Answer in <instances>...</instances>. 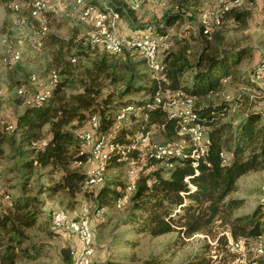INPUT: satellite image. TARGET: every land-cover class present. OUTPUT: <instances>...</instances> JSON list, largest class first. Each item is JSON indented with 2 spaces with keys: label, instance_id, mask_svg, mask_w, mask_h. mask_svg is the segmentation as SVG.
Returning a JSON list of instances; mask_svg holds the SVG:
<instances>
[{
  "label": "trees",
  "instance_id": "1",
  "mask_svg": "<svg viewBox=\"0 0 264 264\" xmlns=\"http://www.w3.org/2000/svg\"><path fill=\"white\" fill-rule=\"evenodd\" d=\"M0 1L6 6L11 0ZM170 1L175 8L166 11L162 22L154 25V31L160 35H165L166 28L174 23L197 19L190 20L196 0ZM232 1L224 2L220 22L222 18H229L244 27L251 14L250 8H239ZM262 6L264 9V2ZM26 8L25 4L20 6L25 23L38 29L39 20L31 17ZM44 12L47 19L50 10ZM43 34L39 35L40 43ZM48 35V44L57 46L52 69L57 81L50 87L47 98L24 104L11 127L19 144L28 146L24 166L45 167L47 172L55 174L46 187L48 191L74 196L81 189H87L83 184L86 171L78 165L87 158V151L81 147L72 127L86 121L89 114H95L96 132L109 133L108 140L117 145L106 151V164H121L128 158L144 157L141 158L144 170L134 178V188L126 197L128 212L123 218L134 231L151 235L175 231L178 236L185 237L200 231L214 238V247L220 246V249L228 247V237L225 233H212L216 220L218 224H226L232 240H241L246 247L253 237L264 232V202L232 215V209L239 206L243 198L228 196L237 188L239 175L264 167V109L249 105L236 115L230 110V100L211 101L210 98L229 83L260 87L239 66L252 48L242 44L223 45L208 52L207 47H202L191 58L186 39L179 35L173 45L160 54L162 70L155 78L141 56L134 64L111 59L105 54L90 56L77 44L71 51V38ZM129 52L123 50L121 53ZM81 57L85 61H79ZM138 65H143L144 69L135 68ZM223 77L225 82H222ZM116 83L119 85L115 86ZM166 88H179L193 95L196 119L205 127L203 153L196 158L169 157L170 166L164 164L165 160L145 157L141 147L130 146L134 135L148 128L157 130L161 136L159 143L176 137V117H167L162 108L151 105L153 93ZM136 92L142 95L130 96ZM242 94L246 98L243 101H247V93ZM129 104L137 108L135 113L129 112L124 120L115 122L117 110ZM41 140L43 142L39 143ZM7 141V133L0 129V155ZM32 141L37 143L32 144ZM124 187L118 177L104 178L94 192L97 207L109 205L123 194ZM4 195L0 191V264H15L46 254L45 241L24 243L29 238L26 229L37 220L36 196L20 192L3 199ZM211 248L204 242L200 252L181 264H210L212 260L217 264H244L241 259L233 261L234 256L226 260L218 252L219 248H216L218 253L210 254ZM251 259L253 256L248 258ZM109 264L122 262L110 261Z\"/></svg>",
  "mask_w": 264,
  "mask_h": 264
},
{
  "label": "rangeland",
  "instance_id": "2",
  "mask_svg": "<svg viewBox=\"0 0 264 264\" xmlns=\"http://www.w3.org/2000/svg\"><path fill=\"white\" fill-rule=\"evenodd\" d=\"M51 1L57 5H55V10L47 14V19H45V12L43 13V23L46 29L41 43L38 45H33V40L39 35L38 29H33L30 25L18 21L22 11L20 9L11 11L0 1V129L8 135V141L3 144V153L0 155V191L6 194L3 199H8L7 197L20 192L36 196L35 204L39 209L37 220L32 227L26 229L29 238L24 243L35 240L46 243V254L15 264H72V252L78 249L77 239L71 238V234L68 235L65 231L52 229L50 213L56 208H63L75 218L85 217L87 219L92 231L91 264H109L110 261H120L122 264H181L193 254L200 252L204 242L211 245L212 248L208 251L210 254L219 252L226 260L234 256L233 261L240 262L241 256L237 251L223 246L221 249L220 246L214 247L215 239L200 231L186 237L178 236L175 231L158 235L136 232L129 223L123 222L129 208V202L126 201L127 196L119 206L115 205L114 200L109 205L97 207L94 192L98 186L87 187L90 190L81 189L74 196L62 191L50 192L46 187L54 180L55 174L47 172L45 167L33 165L28 168L24 166L23 161L28 159V152H26L28 146L20 145L17 135L7 125L12 123L15 115L24 106V98L16 93L17 87L22 83L26 85L25 96L41 91L44 87L39 82L44 83L48 71L55 67L53 53L57 46L48 44V33L64 39L71 38V51L75 50L77 44L87 50L90 56L105 54L111 59H121L130 64L141 59L140 54L134 50H130L129 54H113L88 43L85 32L90 27L84 21L74 18L70 0ZM87 1L100 2V0ZM226 1L230 0H196V8L193 10V17L190 20L196 19L200 9L216 7ZM232 2L238 4L239 8H250L251 14L244 27H240L229 18H222L220 24L210 26L207 33L201 34L197 30L195 21L188 22L186 19V22L174 23L166 28V34L162 35L163 37L159 40L158 53L161 54L164 49L171 47L179 35L186 39L191 58L202 47H207V51L211 52L214 48L223 45H247L252 48L251 53L254 51L259 55V59L256 63L252 62L249 57L250 53L239 63V66L247 73H251L253 79L254 76L261 75L260 72L264 70V66L256 71L252 68L257 67L264 55V9L262 6L264 0H233ZM115 4L124 6L122 1H116ZM174 8L173 1L152 0L142 4L135 11L127 9L125 13L122 12L123 17L125 14L130 17V21L123 18V24L138 30H149L155 36H159L160 34L154 31V25L162 22L166 10ZM148 26H150L149 29H147ZM7 45L18 50L19 57L16 61L10 59ZM79 61H85V58L81 57ZM139 67H143V65L135 66V68ZM31 75L35 76L34 81H30ZM256 81L260 82L258 79ZM119 83H116L115 86ZM259 85L262 86L261 83ZM242 92L247 93V101H243L245 97ZM141 95L140 92H136L130 96L139 97ZM210 98L211 101L230 100L232 102L230 110L236 115L241 114L249 105H259L264 109V89L254 88L244 83L226 84L223 89L211 94ZM86 128H88L87 121H81L75 123L72 130L77 133L80 129ZM105 135L108 138L109 133H105ZM149 138L151 141H161V136L154 128H150ZM83 149L86 150L84 147ZM141 158L144 157L128 158L121 164H106L105 180L110 177H118L125 186L130 179H134L144 170ZM92 164L91 160L78 163L80 169L84 171ZM129 169H132V173H128ZM228 196L243 198V202L232 209V215L249 211L258 202H264V167L239 175L237 188L229 192ZM212 233L215 235L225 233L228 239L230 238L226 224H218L217 220L212 226ZM250 241L252 242V240ZM216 248H219V251ZM243 250L245 260L248 261V258L252 257V253L246 250L245 246Z\"/></svg>",
  "mask_w": 264,
  "mask_h": 264
},
{
  "label": "built area",
  "instance_id": "3",
  "mask_svg": "<svg viewBox=\"0 0 264 264\" xmlns=\"http://www.w3.org/2000/svg\"><path fill=\"white\" fill-rule=\"evenodd\" d=\"M116 1L119 0H100L99 3H91L87 0H70V8L76 20L90 23V28L85 32L90 44L113 54L121 53L123 50L137 51L143 58L150 75L156 78L162 70L158 48L160 46L159 40L163 36H155L149 30L144 29L135 30L130 34H123L117 30V20L122 12L125 13L127 9L136 10L149 0H124V6L118 5V8L115 7ZM21 3L19 0H11L6 3V7L11 11H18ZM26 3L28 5V14L39 20L38 34H43L46 29L43 23V13L47 9L50 11L55 10V5L50 4V0H28ZM223 6L221 4L216 7L211 6L199 10L197 19L194 21L197 30L201 34L207 33L210 26L220 23V13ZM17 20L25 23L23 15H19ZM39 35L33 40V45L40 44ZM7 46L10 59L16 61L19 57L18 50L10 45ZM262 66H264V55H262L257 67L255 66L252 69L256 71ZM247 74L253 79L251 73ZM31 80H35L34 75L30 76ZM56 81L57 74L51 69L47 73L46 81L44 83L39 82L44 87L41 91L25 96L26 85L21 84L17 87L16 93L24 98V104L42 101L48 97L49 89ZM225 81L226 78L223 77L222 82ZM151 105H157L162 108L167 117H176L178 120L176 137L164 143L151 141L149 138L150 128H148L134 135L130 146L141 147L148 158L165 160L164 164L166 166L171 165V162L167 161L169 157L196 158L203 153L205 150V127L196 119L193 95L185 93L179 88L172 90L167 88L158 89L152 95ZM136 110L137 108L131 104L121 107L115 114V122L124 120L129 112L135 113ZM86 121L88 128L80 129L75 135L81 147L86 148L87 158L85 160H91L93 163L86 170L83 184L86 188H93L104 181L106 151L117 147V145L108 140L105 133L96 132L97 117L95 114H89ZM7 127H12V123H9ZM42 142V140L39 141V143ZM36 143V141H32V144ZM128 173H132V169H129ZM133 188L134 179H130L125 184L123 194L115 199V205L119 206ZM50 225L52 229L65 231L77 238L79 247L72 252V264H91L93 255L92 231L85 217L75 218L63 208H56L50 213ZM227 245L230 250H235L240 254L241 261L244 264H264V232L253 237L252 242L247 247L241 240H232L231 238L227 240ZM244 246L246 250L252 253L253 259L245 260ZM210 264H217V262L212 260Z\"/></svg>",
  "mask_w": 264,
  "mask_h": 264
},
{
  "label": "crops",
  "instance_id": "4",
  "mask_svg": "<svg viewBox=\"0 0 264 264\" xmlns=\"http://www.w3.org/2000/svg\"><path fill=\"white\" fill-rule=\"evenodd\" d=\"M119 1H122V2H124V0H119ZM149 1H152V0H149ZM149 1H147V2H149ZM147 2H145V3H147ZM125 3V2H124ZM145 3H143V5L145 4ZM22 4H25L26 5V7H28V5H27V3L25 2V3H21V5ZM50 4H53V5H57V4H55L53 1H51L50 0ZM262 5H263V3H262ZM56 7V6H55ZM27 9V8H26ZM130 10V9H129ZM137 10V9H136ZM131 11H135V10H131ZM167 11V10H166ZM123 18H124V20H127V21H130V17H129V15L128 14H125V16L123 17L122 16V13H121V15H120V17L118 18V20H117V30H118V32H120V33H123V34H130L131 32H133V31H135V30H138V29H134V28H130L129 26H125L123 23ZM85 24L86 25H88V27H90V23L89 22H85ZM150 28V26H148V28L147 29H149ZM250 53H251V51H250ZM249 57H251V60H252V62L254 61L255 63H256V61H258V59H259V55L256 53V52H254V51H252V53H251V55L249 56ZM254 64V63H253ZM258 70V69H257ZM258 72H260V71H258ZM257 74V73H256ZM260 74L261 75H257V76H254V81H255V83L258 85V86H260L261 88H263L264 89V81H261V80H264V70H262L261 72H260ZM260 80V82H257L256 80ZM262 84V86L261 85H259V84ZM68 235H70V233H67ZM71 238H73V239H77L73 234H71ZM70 238V239H71ZM77 247H79V242H78V240H77Z\"/></svg>",
  "mask_w": 264,
  "mask_h": 264
}]
</instances>
